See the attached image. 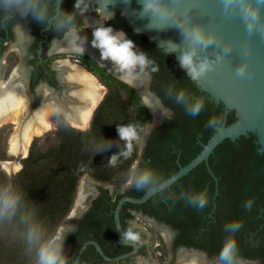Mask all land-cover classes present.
<instances>
[{
	"label": "trees",
	"instance_id": "16d2710c",
	"mask_svg": "<svg viewBox=\"0 0 264 264\" xmlns=\"http://www.w3.org/2000/svg\"><path fill=\"white\" fill-rule=\"evenodd\" d=\"M116 19L137 48L148 53L149 58L159 65V71L151 73V90L174 115L151 132L139 165L143 167L150 162L149 167L168 178L190 162L215 132L217 126L208 128L206 122L215 116L222 123L223 105L211 100L209 94L187 78L173 58L148 37L135 32L118 12ZM78 59L106 89L89 129L81 131L61 124L55 131L54 145L41 150L33 142L13 180L24 192L25 202L34 210L37 221L50 235L69 213L78 183L84 175L111 185L115 190L127 183L139 158L138 143L134 144L130 159L120 158L116 166L109 165L111 156L124 147V142L119 140L117 126L133 124L142 134L151 122L148 109L130 87L106 73L89 57L80 55ZM169 85L203 96L204 110L195 118L186 115L181 105L165 95ZM236 119V112L230 110L226 124ZM259 149L254 133L233 142L225 140L208 159V166L217 178L216 193L215 182L206 165L201 163L163 194L153 196L146 205L151 206L158 220L178 232L177 243L203 249L209 256L219 255L226 235L223 231L225 224L241 222L243 227L235 234L239 260L260 259L264 264V154ZM11 158L0 151V161ZM201 190L207 191L208 198L203 210L190 206L185 200L186 193ZM144 192L135 188L129 194L139 198ZM105 193L106 190L102 191ZM249 200L252 207L245 211L244 204ZM6 231L13 234V240L3 235ZM32 256L34 254L26 253L20 229L15 224L0 225V264H28Z\"/></svg>",
	"mask_w": 264,
	"mask_h": 264
},
{
	"label": "clouds",
	"instance_id": "9594fccd",
	"mask_svg": "<svg viewBox=\"0 0 264 264\" xmlns=\"http://www.w3.org/2000/svg\"><path fill=\"white\" fill-rule=\"evenodd\" d=\"M199 2L200 0H138L141 5L138 15L148 19L147 29L165 31L175 28L180 33V43L161 41L159 47L170 46V50L165 51V54L176 53L180 69L185 71L187 78L195 84H199L209 73L223 65L236 47L232 41L225 40L194 15ZM219 2L225 17L238 15L241 18L247 37H264V0ZM62 4L63 0H0V27L15 22V27L20 28L17 20L28 17L57 34L60 39H54L51 43H69L76 39L84 45L87 36H80L79 33L85 28H91L92 47L99 50L103 59L110 60L122 74V78L129 83L138 81L141 76L150 78L151 73L159 71L156 61L149 58L148 53L139 50L123 31H115L112 27L105 26V23L79 25L76 14L84 16L88 10L86 0H75L74 10L71 12L66 11ZM209 49H212L211 55ZM242 53L243 58L235 68L236 76L241 79L251 75L247 59L251 54L248 40L242 44ZM165 95L181 105L186 115L193 118L205 108V98L196 96L185 88L177 89L175 85H169L165 89ZM219 124L220 119L213 116L206 122V127L212 128ZM116 130L119 140L124 142V147L108 160L111 166H116L120 158L130 159L134 144L142 140L140 131L133 124L118 125ZM148 164L150 162L143 167L135 164L130 173V181L137 190L163 194L169 188L170 181L158 175ZM185 200L190 206L203 210L208 203L207 191L186 193ZM251 207L252 201H246L245 211H249ZM4 224H15L20 229L26 253L35 255L36 264H80L79 256L70 258L64 249L66 234L70 229L61 230L59 235H50L43 224L37 221L34 210L25 202L24 192L11 179L0 182V225ZM242 227V223L238 221L225 224L223 231L226 235L218 255V264H240L235 234ZM118 231L126 243L139 239L131 228Z\"/></svg>",
	"mask_w": 264,
	"mask_h": 264
},
{
	"label": "water",
	"instance_id": "95a60500",
	"mask_svg": "<svg viewBox=\"0 0 264 264\" xmlns=\"http://www.w3.org/2000/svg\"><path fill=\"white\" fill-rule=\"evenodd\" d=\"M98 3L103 8H105L106 6H111L113 9L119 10L128 25L135 32L145 35L158 47L161 41L171 40L175 43L181 42V35L175 28H169L165 31L147 29L146 25L149 23L148 19L141 18L138 15L141 8V5L138 3V0H127V2H125V0H112V2H110V0H98ZM194 15L198 19H200L202 23L207 25L210 29L215 30L225 40L232 41L236 45V47L228 56L226 62L223 65L218 66L214 72L209 73L206 79H203L199 82V84H196V86L201 91L209 94L211 100H214L217 103H222V123L215 128V132L212 134V136L204 145H202L200 152L190 162H188L184 166L179 167V169L173 175L166 179L170 181L171 186L176 183L179 179L194 170L199 164L204 163L207 167L208 173L211 175L215 182L216 193L217 178H215L208 166V159L213 154L217 146H219L225 140H230L233 142L241 136H247L249 133H254L256 136V141L260 146L259 151L264 154V37H261L260 35H254L251 38L247 37L245 25L241 18L238 15L232 17H225L223 15L222 5L220 4L219 0H200L198 9L194 13ZM79 35L90 36V28L89 30L84 29L82 32L79 33ZM245 40L249 41L251 47V54L247 57L251 75L250 77L241 79L236 76L235 68L236 65L243 58L242 44ZM163 47L164 48H159H162L164 52L170 50V46L164 45ZM58 53L83 55L89 57L90 59L95 61L106 73L130 87L142 100L151 115V122L141 134L142 140L141 142H139V158L135 162V164H139L140 159L145 151L146 143L151 132L157 127H160L165 120L172 118V116L174 115V112L163 104L161 98L157 95V93L151 90L150 81L152 82V76L150 75V78L147 76H141L138 81L129 83L126 79L122 78V74L120 72L109 68L105 63H103L95 50H91L89 48H83L78 50L70 49L62 51L60 50ZM211 54L212 49H209V55ZM169 56L173 58L175 62L178 63L176 53L169 54ZM63 62L67 64L65 61ZM63 62L59 61V64L55 62L53 67L55 68L57 65H63ZM68 68L70 69V72L73 69L75 70V68L81 69L82 71H80L84 75L90 76L94 78L96 82L100 83L93 74L88 72L80 64H70ZM58 80L59 84L62 85V90H65L66 88L70 89L71 87L72 89H74L76 87L77 90L84 95L82 91V89L86 87L84 84L76 82L75 85L74 82L73 84L72 82H70L71 84L68 85L64 81V79L59 78ZM103 98L104 96H102L101 99L98 101L93 111V114L98 105L103 100ZM148 98L155 103L156 107L163 111L164 116L162 118L155 117L150 100H148ZM230 110H234L236 112L237 119L230 124H226V116ZM28 152L29 148L26 155H16L15 160L11 163H13V165L17 164L18 166H20L21 169L20 162L28 156ZM87 182L95 186V189H93V191H91L87 195L85 201L88 203L96 199L99 193L97 187L107 188L109 190L112 188L108 184L96 182L88 175H84L79 181V186H77V201L79 199V194L81 192H85V183ZM133 186L134 184L130 181L128 184L123 185L122 188H132ZM158 193L159 192H144L143 195L139 198L123 196L118 199L113 215L117 236L116 241L117 244L120 246L132 247V251L124 255L109 258L102 252V250L96 243L91 242V244L95 246L97 253L102 257L104 261L118 262L121 259L128 258L136 253L137 245L133 242H124L121 239L120 231H118L122 230L119 223V211L123 204L130 203L133 205H142ZM159 226L169 231L170 236L172 237L171 233L173 231L168 226L162 223H159ZM171 239L172 238L168 239L167 241L169 242V245ZM84 248L85 245L80 249L77 255L79 256V258ZM179 251L192 253L196 255L199 259H202L206 262L214 261L218 263V256L210 257L205 252L199 249L191 247H181ZM176 264L183 263H179L177 261ZM240 264H260V262L256 260H240Z\"/></svg>",
	"mask_w": 264,
	"mask_h": 264
},
{
	"label": "flooded vegetation",
	"instance_id": "af4514ba",
	"mask_svg": "<svg viewBox=\"0 0 264 264\" xmlns=\"http://www.w3.org/2000/svg\"><path fill=\"white\" fill-rule=\"evenodd\" d=\"M74 4L75 0H63L62 7L66 11L71 12L74 10ZM86 6L88 10L84 13L83 17L79 13L76 14V20L79 25L91 23L100 24L101 22L105 23V26L123 31L119 25V21L116 19L117 12L123 17L119 10L113 9L111 6L103 8L98 3V0H86ZM109 17L110 19L108 20ZM17 23L20 25V28L15 27V22L9 23L6 27H0V71L4 66H6L9 71L5 82H7L13 74L18 75L19 73L24 77L22 83L25 84L26 94L33 92L31 95L33 101H35L37 97V95H35L36 90L42 86L50 91L51 94L53 93L59 96L63 90L58 80L61 77L59 73L56 72L58 71L56 69L58 65L54 68V63L57 62V64H59V61H65L67 64L63 62V65L66 66V68H68L70 64L75 63L85 68L78 59L80 55L58 53L60 50L53 49L55 45L51 43L54 39H60L57 34L46 30L45 27L35 23L30 18L21 17L17 20ZM85 30H89V28H85ZM6 50L11 53V55H5L3 57ZM1 58L4 59L3 62H1ZM20 62H22L23 65L17 66V63L20 64ZM0 80H2L1 77ZM111 187L110 190L97 187L99 193L92 202L73 201V212L70 213L69 211L70 214L68 213L65 217L68 220L67 224L61 229L59 228L57 233V235H59L61 234V230L70 229L66 234L64 243L65 252L70 258L72 256H77L80 249L85 245L80 256V264H151L143 258L147 255L146 249L148 246L146 243L151 239L156 240L157 243L154 245V248H150L153 249V251L161 250L166 252L170 258L171 264L177 262L178 253L180 252L179 249L181 247L199 249L208 255L203 249L177 243L178 232L166 222L158 220L151 210V206L146 205L147 201L142 205L125 203L119 211V223L122 230L126 231L131 228L134 234L139 237L137 241L133 242L137 245L136 253L118 262L104 261L91 242L96 243L102 252L109 258L124 255L132 251V247L120 246L117 244L113 215L118 199L123 196H130L129 193L135 189V185L132 188H122L121 186L118 190H115L113 186ZM91 190L93 191V189ZM104 190H106V193L102 194ZM100 197L103 199H99ZM134 219L137 220L139 224L133 223ZM159 223L165 224L173 231L171 233L172 237L169 235L166 239L162 235L156 228V226H159ZM155 231L159 236H157L158 234ZM170 238L172 239L169 245L167 241ZM212 256L218 255H211L210 257ZM136 260H138V262H136ZM242 260H256L262 264L260 259Z\"/></svg>",
	"mask_w": 264,
	"mask_h": 264
},
{
	"label": "bare ground",
	"instance_id": "6f19581e",
	"mask_svg": "<svg viewBox=\"0 0 264 264\" xmlns=\"http://www.w3.org/2000/svg\"><path fill=\"white\" fill-rule=\"evenodd\" d=\"M90 31L91 35H86V45L82 44L76 39H72L69 43L54 44L55 46L53 49L62 51L89 48L91 50H95L103 63H105L109 68L118 71V69L110 60L103 59L100 56L99 50L92 47L91 41L93 37L91 28ZM56 69L58 70L61 79H64L68 85L71 84L70 82H72V84L73 82L74 84L76 82L84 84L86 86V89H82L84 95L80 93L76 87L74 89L71 87L70 89L66 88L63 90L62 93L59 96H56L57 98L54 99L53 96L55 95H52L50 91L42 86L36 90L37 107L35 108L32 117L28 120H24L22 115L23 111L26 108L28 109V106H30V103L27 100L28 98L26 99L27 96L24 86L25 84L22 83V79L24 78L23 75L19 73L18 75L13 74V76H11L7 82L3 84L0 82V127L7 124L8 122L14 124L17 127L15 134L10 141L9 147L11 153L15 156L18 154L25 155L33 137L40 136L51 128L52 115L49 110H51L52 107V114H63L69 124L75 128L83 129L88 127L87 125L89 122L91 123V115L93 114V111L103 94L102 86H99V83L96 82L94 78L84 75L81 72V69L75 68V70L73 69L74 71L72 70L70 72V69L66 68L64 65L57 66ZM148 100L150 99L148 98ZM150 103L155 117L162 118L164 116L163 111L156 107L152 100H150ZM54 108H56V110H54ZM6 164L7 165L4 164L3 168L11 171L13 164ZM88 183L89 182L85 183L86 190L85 192L80 193L78 202L85 201L87 195L92 191L88 187ZM156 228L166 239L170 235L169 232L162 227L156 226ZM177 261L183 264H218L214 261L206 262L202 259H199L192 253L183 251L178 253Z\"/></svg>",
	"mask_w": 264,
	"mask_h": 264
},
{
	"label": "rangeland",
	"instance_id": "374dc122",
	"mask_svg": "<svg viewBox=\"0 0 264 264\" xmlns=\"http://www.w3.org/2000/svg\"><path fill=\"white\" fill-rule=\"evenodd\" d=\"M11 55V53H9L7 50L4 52V55ZM4 59L1 58V62H3ZM19 63V61H18ZM17 63V66H20V65H23L22 62H20V64ZM6 66H4L1 71H0V77L2 80H0V82L3 84L5 83V81L7 80V75H8V70H7V67L5 68ZM22 84V83H21ZM152 82L150 81V86H151ZM99 86H102V90H103V94L102 96H104L105 92H106V89L105 87L99 83ZM26 89L28 90L27 86H26ZM33 92H30L28 94H26V99L29 101L30 103V106H28V109L26 108L22 115H23V119L24 120H28L29 118L32 117L33 113H34V110L35 108L37 107V97H36V100L33 102V99L31 97ZM36 95V93H35ZM52 95H54L52 93ZM57 95L53 96L54 99H56ZM101 96V97H102ZM31 98V99H30ZM101 99V98H100ZM33 102V103H32ZM56 103V101H55ZM58 103V101H57ZM36 104V105H35ZM52 107V106H51ZM32 109V110H31ZM53 109V107H52ZM52 109L49 110V112L51 113V128L49 130H47L46 132H44L42 135L40 136H37V137H33L32 141L30 144H32L33 142H36L37 144V147H39L41 150H45L46 148H48L49 146L51 145H54L55 144V137H54V134H55V131L57 129V127L61 124H65V125H68L72 128H75L73 126H71L69 124V122L65 119L64 115L63 114H60V113H56V114H52ZM54 110H56V108H54ZM32 112V113H31ZM49 113V114H50ZM28 116V117H27ZM92 116V115H91ZM89 125H90V122L89 124L87 125L88 127H85L83 129H78L77 130H81V131H87L88 128H89ZM149 124H147L148 126ZM146 126V127H147ZM145 127V128H146ZM16 126L10 122H8L7 124L3 125L0 127V151L1 152H5L7 154H9L12 158L11 160H7V161H0V180L3 181V180H8V179H11L12 182L14 180V177L16 176V174L20 171V166H18L17 164H14L13 165V168L11 171H8L7 169H4L3 166L4 164L7 165L6 163H10V164H13L11 162H13L15 160V155H13L10 151V141L13 137V135L15 134V131H16ZM76 129V128H75ZM29 144V145H30ZM31 146V145H30ZM28 148L30 149V147L28 146ZM138 149H139V143H138ZM28 151V149H27ZM27 153V152H26ZM26 155V154H25ZM135 165V164H134ZM133 165V166H134ZM133 168V167H132ZM130 182V178L129 180L127 181L126 184H128ZM88 187L90 189H94L95 186L93 184H90L88 183ZM78 186H79V183H78ZM130 188V187H129ZM77 195H78V191L76 190V194H75V198H74V201L77 200ZM80 195V194H79ZM79 200V199H78ZM73 207L71 208L70 210V213L73 212L72 211ZM69 213V214H70ZM73 214V213H72ZM68 220L67 218H65L62 223L60 224V226L53 232L52 235H57L58 233V230L59 228L61 229L62 227H64L66 224H67ZM133 223H137L139 224V222L137 220L134 219V222ZM141 224V223H140ZM156 232V231H155ZM157 233V232H156ZM158 234V233H157ZM3 235H5L6 237H8V239H11L13 240L14 237H13V234H10L8 233V231L4 232ZM159 236V234L157 235ZM156 240H153L151 239L150 241H147V255H145L143 258H145L146 261H148L149 263H157V264H171L170 263V258L168 257V255L166 254V252H163L161 250H158V251H153V249H151L150 247L154 248V245L156 244ZM159 243V242H158ZM160 244V243H159ZM160 256V257H159ZM32 261H30V259L28 260V264H36V257L35 255L32 256ZM156 261V262H155ZM136 262H138V260H136ZM176 264V263H175Z\"/></svg>",
	"mask_w": 264,
	"mask_h": 264
}]
</instances>
